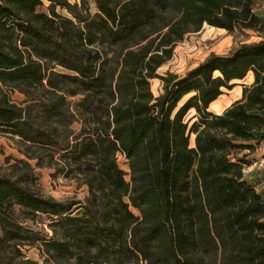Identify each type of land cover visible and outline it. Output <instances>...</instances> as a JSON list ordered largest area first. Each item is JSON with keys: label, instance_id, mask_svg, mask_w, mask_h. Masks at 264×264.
Segmentation results:
<instances>
[{"label": "trees", "instance_id": "trees-1", "mask_svg": "<svg viewBox=\"0 0 264 264\" xmlns=\"http://www.w3.org/2000/svg\"><path fill=\"white\" fill-rule=\"evenodd\" d=\"M43 1L0 0V83L29 99L0 102V135L26 157L12 166L22 175L0 176V240L39 244L46 264H264V198L244 177L264 142L255 0H93L95 13L70 0L44 13ZM204 24L261 40L160 74ZM42 169L87 194L32 189Z\"/></svg>", "mask_w": 264, "mask_h": 264}, {"label": "rangeland", "instance_id": "rangeland-1", "mask_svg": "<svg viewBox=\"0 0 264 264\" xmlns=\"http://www.w3.org/2000/svg\"><path fill=\"white\" fill-rule=\"evenodd\" d=\"M72 5L87 7L91 13L96 12L93 0H70ZM51 3L43 1V6L38 10L48 12ZM255 11L264 17V0H255ZM56 12L65 17L71 18V15L60 7ZM261 38L252 31L236 32L231 34L226 30L219 29L209 24H204L199 32L191 33L185 40L179 43L174 51L173 58L160 69V74L173 72L178 75H184L187 71L197 67L212 54L226 55L231 50L242 43L259 42ZM253 82L252 76L239 84L231 91H226L220 99L215 102L211 111L216 114L222 113L234 102L242 97V84L250 85ZM152 91L156 96L162 92V85L159 80L152 81ZM28 96L10 85L0 83V102L14 104L18 107L26 105ZM257 136H264V130L257 133ZM256 144V143H254ZM20 145L17 139L7 135H0V176L16 177L22 175L25 167L19 165L18 169H12L17 160H25L26 157L20 152ZM250 164L244 170L245 179L254 185L257 191L264 198V142L257 145L252 154H249ZM121 166L125 171L128 168L120 160ZM35 165V162H31ZM40 174L39 180L30 187L47 197H53L57 200L78 196L84 198L87 194L86 188L77 189L75 184L69 183L63 179L53 180L50 177L51 171L48 169L37 170ZM22 218V217H21ZM22 221V220H21ZM25 225L40 233L49 232V229L43 227L40 223L23 221ZM1 237V236H0ZM0 264H46L45 254L42 252L39 244L32 245L28 241L14 242L0 240ZM62 264H73V262H64Z\"/></svg>", "mask_w": 264, "mask_h": 264}]
</instances>
